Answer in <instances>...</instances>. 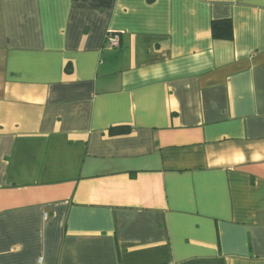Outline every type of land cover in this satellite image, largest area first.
<instances>
[{
  "label": "crops",
  "instance_id": "0c3cea01",
  "mask_svg": "<svg viewBox=\"0 0 264 264\" xmlns=\"http://www.w3.org/2000/svg\"><path fill=\"white\" fill-rule=\"evenodd\" d=\"M0 264H264V0H0Z\"/></svg>",
  "mask_w": 264,
  "mask_h": 264
},
{
  "label": "trees",
  "instance_id": "16d2710c",
  "mask_svg": "<svg viewBox=\"0 0 264 264\" xmlns=\"http://www.w3.org/2000/svg\"><path fill=\"white\" fill-rule=\"evenodd\" d=\"M211 33L214 39L231 40L232 23L229 20L214 21L211 25ZM110 133L114 135H124L128 133L127 129H112Z\"/></svg>",
  "mask_w": 264,
  "mask_h": 264
},
{
  "label": "built area",
  "instance_id": "2783aa9c",
  "mask_svg": "<svg viewBox=\"0 0 264 264\" xmlns=\"http://www.w3.org/2000/svg\"><path fill=\"white\" fill-rule=\"evenodd\" d=\"M119 44V39L118 36H112V35H108L106 38V46L109 49H113L115 47H117Z\"/></svg>",
  "mask_w": 264,
  "mask_h": 264
}]
</instances>
